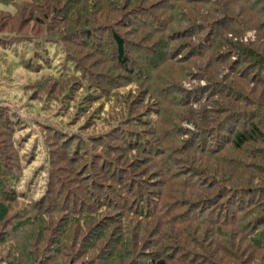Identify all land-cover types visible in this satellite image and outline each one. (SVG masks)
Segmentation results:
<instances>
[{
  "label": "trees",
  "instance_id": "trees-1",
  "mask_svg": "<svg viewBox=\"0 0 264 264\" xmlns=\"http://www.w3.org/2000/svg\"><path fill=\"white\" fill-rule=\"evenodd\" d=\"M250 1L260 13L246 8V0H96L90 15L89 0H0L2 77L5 46L16 52L18 44H28L14 64L39 73L33 87L43 92L50 84L43 105L31 99L28 116L0 104V240H17L21 231L12 230L30 219L23 236L38 246H27L26 255L7 264H116L113 255L118 264H195L180 259L183 253L190 259L201 254L200 264H264V80L253 86L250 74L258 68L264 73V63L258 64L264 62V0ZM182 3L206 12L192 6L194 23ZM34 8L42 31L24 35L20 28ZM106 12L114 14L113 23L102 18ZM135 17L152 26L151 44L127 36ZM89 23L81 35L90 41L79 42L76 29ZM251 29L258 33L254 43L244 37ZM50 44L58 53H50ZM107 47L116 62L106 57ZM156 47L162 62L153 66L149 54L159 57ZM190 48L207 61L200 71L183 59ZM251 56L262 57L258 65ZM187 79L204 83L187 88ZM97 100L112 108L103 113L101 104L95 113ZM200 104L211 107L201 111ZM201 113L212 125L200 126ZM30 125L38 130L47 173L43 191L31 199L16 190L27 155L17 146V132ZM224 150L235 156L222 163ZM132 225L133 234L121 231ZM146 232L141 244L130 241ZM110 244L114 251L105 260ZM40 251L50 253L47 263L33 262Z\"/></svg>",
  "mask_w": 264,
  "mask_h": 264
},
{
  "label": "rangeland",
  "instance_id": "rangeland-1",
  "mask_svg": "<svg viewBox=\"0 0 264 264\" xmlns=\"http://www.w3.org/2000/svg\"><path fill=\"white\" fill-rule=\"evenodd\" d=\"M115 2L119 3L118 0H114ZM136 1V0H135ZM150 0H145V4H147ZM154 1V0H152ZM247 2H245V5L246 8H249L251 9L252 11H257L258 13L261 12L260 9H257L255 8V5L252 4V2L250 0H246ZM89 4H87V9H88V14L90 15L91 14V11L90 9H97L98 8V4L96 2V0H89L88 2ZM192 6H197V10L198 11H201V12H206V8H203L201 6H199L198 4H195L193 3L192 5H188L187 3H182L180 7L188 10V13H192L194 16V23H196V21L198 20L197 19V16L194 14L196 11H194V9L191 10V7ZM199 6V7H198ZM141 6L140 5H137V8H140ZM194 8V7H192ZM162 11H164L163 9L162 10H157L155 13L156 15H161L163 14ZM31 15H30V18L29 20L27 21V25L28 26H21L20 28V33H23L24 35H28V34H31V35H35V36H38L40 35L41 33V28L39 26V20L35 19L36 17H39V16H42L41 15V12L38 10V9H33L31 12ZM264 13V12H262ZM102 18L105 19L106 22H111L113 23L114 20V14L113 13H110V12H106V13H103L102 15ZM215 17V15H214ZM133 22H135L136 24L135 25H132V26H129V27H125L126 31L128 32L127 36H129L131 39L135 40V41H139V42H142L143 40H145V44L147 43H152V42H147L146 40H149V35H150V32H151V28L152 26L150 24H146L144 22L141 21L140 18L138 17H135L134 19H132ZM124 23V22H123ZM138 24L141 25L140 27H138ZM91 23H89L87 26H81V32L79 31V28L76 29V31L79 33L77 35H81L85 32H87V30H85V28L83 27H88L90 26ZM143 26V27H142ZM249 29V28H248ZM189 30V29H188ZM191 30V29H190ZM194 32V29L191 30V32L189 33V36H187L185 38V40L190 43V41H192V36H190L192 33ZM90 35H96L94 32L91 31V34ZM248 36V39H253V42H256L257 40V36H258V33L256 34L255 33V30L251 29L248 31V33L245 34L244 37H247ZM82 37L80 36H77L76 39L79 41V42H83V43H86L88 41H90V38L87 40V38L85 39L83 35H81ZM151 38H155V34H152L151 35ZM260 40V39H259ZM258 40V43L260 42ZM96 41V40H95ZM109 43V41H108ZM108 43H107V46H108ZM257 44V43H256ZM24 46H22L21 44H18L17 46V50L18 51H14V49L11 47V45H7L4 49V55L6 56L7 55V60H5V63H4V72H3V77H2V67L0 66V104L2 105H7L9 107H12L14 110H17L19 111V113L22 115V116H28L29 112H25V108L28 107L29 105H32L31 102L32 100L31 99H35V98H38L40 99V102L42 103L43 105V100H44V97L46 95H48V92L50 90V84L47 86V89L45 91H41L39 86L36 85L33 87V81L34 79H36L39 75V73H32V72H28L25 68L19 66V65H15L14 64V57L17 56L16 53H21L22 51H28L29 49V45L28 44H23ZM133 47H135L134 45H131ZM81 48V47H79ZM137 48V47H135ZM152 51H154V47H149ZM156 48H159V47H156ZM188 50H192L193 49H188ZM49 51L50 53H53L56 52L58 53V48H56V45L55 44H50L49 46ZM107 53H106V57H108L111 61H115V59L111 56H112V53H110L109 51V48L107 47L106 49ZM109 51V52H108ZM196 51H199L198 49H196L195 51H193L192 53L190 54H187V55H184L183 56V59H186V60H193V64L191 65L190 68H193V69H196V70H199L200 71V66H205L207 65V61H202L201 59L198 60L199 58L194 54V52ZM113 52V51H112ZM157 52L159 53L158 56L159 57H155L153 56V54L150 52V56H151V59H153L151 62L153 63L152 65L158 66V64L160 62H162V60H160V58H162V54H161V51H160V48L157 50ZM200 52V51H199ZM105 54V51L103 52V55ZM135 56L138 55V54H134ZM61 56L60 54H53V57L56 58V57H59ZM164 56V55H163ZM202 56H200L201 58ZM53 58V59H54ZM252 59L256 60L254 61V63L256 64V62L261 59L262 57L258 56V58H253L251 56ZM106 59V58H105ZM221 59H223V57H221ZM258 59V60H257ZM107 60V59H106ZM18 61V58L15 59V63ZM242 59L241 60H238L235 62V64H240L242 63ZM259 62V61H258ZM164 63V62H163ZM161 63V64H163ZM261 63H264V62H259L258 64H261ZM256 64V65H258ZM228 66V65H227ZM232 69V67H229ZM222 69H225V67H221L219 68L218 70H222ZM242 69V72H243V68H236L234 67L233 70L234 71H239ZM224 70V71H225ZM194 71V70H193ZM203 71V70H202ZM217 73V70L215 71ZM245 72V71H244ZM199 75H200V72H197ZM252 75V78L254 79V81L252 82L253 83V86H256V81L258 82L259 80H264V73L261 71L260 68H258V70L254 69V72L250 73ZM180 75L183 77L184 75L182 73H180ZM201 75L203 76V72L201 73ZM189 76V74H188ZM204 80H202L201 82H203ZM200 81H197V80H185V83L184 85L187 87V88H191L193 84H198ZM200 82V83H201ZM245 86H248V83L245 85ZM131 85L128 84L127 87L125 89H130ZM49 88V90H48ZM256 88V87H255ZM261 87H257V89H260ZM40 95H41V98H40ZM195 94H191L189 96V98H192ZM37 100V99H35ZM102 104L103 106V113H105V111H109L110 108H112V104L111 102L109 101H104V102H101V101H95L91 106H93L94 108V112L97 113L98 112V109L97 107H100ZM206 104H200V110L202 111V109L204 110H207V108L209 109L211 106L210 105H207L205 106ZM215 106H217L220 110V112L222 111L221 108H222V105L221 103L219 102L218 104H216ZM23 107V108H22ZM205 107V108H204ZM207 107V108H206ZM43 108V106H42ZM190 109V108H189ZM198 109V106L197 104H195V107H193V110H196ZM218 111V110H216ZM220 112H218L217 115L220 114ZM102 113V114H103ZM32 115V113H30ZM209 115V114H208ZM33 116H37V114H34L33 113ZM193 115L190 116V118L194 119V117H192ZM206 115H204L203 113H201L200 118H197L196 120L200 121V126L201 127H209L210 125H212V123H207V120L205 121ZM226 126H228V124H224V126H222V129L226 128ZM0 129H1V125H0ZM35 127L30 125L28 127L25 126V128H22L20 129L17 134H18V142H17V146L19 148L22 149V153H27L26 155V159L24 161V169H23V173L24 174V177L22 179L21 182H19V187L18 189H16L18 192H23L24 195L28 196L29 199H31L32 197L36 198L42 191H43V187L45 185V179H46V176H47V173L45 170L41 169L44 165H45V154L43 152V149L41 147H37V142H39V134H38V130L36 128V130H34ZM4 130V129H3ZM27 133L28 136H27ZM35 134H36V137H35ZM116 135L118 136V132H112V135ZM26 136V139L22 140L21 137H25ZM7 144H9L10 140H5ZM129 142H133L132 139L128 140ZM213 145V143H212ZM33 146H35V150H33ZM33 151V156L31 158L30 156V152ZM134 151V150H133ZM223 154H220V156H218V158L220 159V162L224 163L225 161H228L229 159L231 158H234V154H232V152H227L226 150H224L222 152ZM209 166L212 167V164H209ZM5 168V165L2 161V159H0V176H3V169ZM231 170H233V168H230ZM228 170V169H227ZM236 173L239 172L238 169H236ZM137 175V174H136ZM146 176V175H144ZM138 177V176H137ZM146 178V177H145ZM150 179V177H149ZM148 179V180H149ZM161 180V179H160ZM2 182V181H1ZM0 182V183H1ZM162 187V186H161ZM159 188V187H158ZM16 194V193H15ZM18 196L21 194H17ZM25 197V196H24ZM15 198H13L12 200H14ZM238 199V198H237ZM12 202V201H11ZM29 216V215H28ZM27 216V217H28ZM26 217V218H27ZM223 217V215H222ZM24 218V219H26ZM23 219V220H24ZM30 219H27L26 221H24L23 223H20L18 226L20 227H17V228H14L12 230V232H14V235H17L16 234V231H21L19 232L20 235H17L16 236V239L17 240H13L10 238V240H6L4 242H2L0 240V259L2 258V256L5 257V254H6V249L8 248H13L14 250V253L11 254V255H8L6 256L3 261L1 260L0 261V264H7V261L12 258V256L14 258H17V259H20L22 258L25 254V249L27 246H30L29 248H32V249H36V247H38L37 245H34L33 243H30V242H27V237H24L23 236V233H24V230H25V224L29 221ZM27 224H32V220H30ZM195 225V224H194ZM113 227L110 229V230H113L114 229V225H112ZM109 227V226H108ZM110 228V227H109ZM115 228H117V226H115ZM133 228V225L132 227H130V229ZM120 231V230H118ZM121 231L123 232H136L137 230L136 229H131V230H126V229H122ZM148 232V231H147ZM146 232V234L142 235L143 239H140L138 238L137 236L133 237V239H131L130 241H132V243H137L136 241L140 240V244L141 242L145 241L146 240V237H149L147 236L148 233ZM60 235V234H59ZM58 235V238L60 237ZM129 235V234H127ZM63 236V235H62ZM61 236V237H62ZM20 237H23V238H20ZM20 238V239H19ZM60 239V238H59ZM129 240V239H127ZM125 240V242L127 241ZM61 242H62V239H61ZM100 245L98 246H104V242L105 240H101L99 241ZM203 243V242H202ZM106 244V243H105ZM11 245V246H10ZM97 245V244H95ZM128 246V245H127ZM140 247V246H139ZM56 248V247H55ZM58 249V248H57ZM53 250L54 247H53ZM191 250H193L194 252L197 253V251L195 249H193L191 247ZM199 251V249H197ZM25 251V252H24ZM114 251V244H110L108 250L103 254V259L107 260L108 257L110 255H112ZM65 250L63 251V253L61 254V256L65 257L66 254H65ZM58 253V251L56 252ZM118 253L120 254V258L123 259V254L122 252H118V250L115 249V254ZM138 256L140 254L143 253V250L140 249L138 250L137 252H135ZM151 254H155L157 253V251H150ZM174 253V251H173ZM45 254H48L50 255V253H46V251H40L39 253H36L35 255V260H33L34 263H42V260H44V263H47V260L46 258L44 257ZM198 255H196V257L194 259H190L189 255H187L186 253H183V257L182 256H179L180 259H183V260H187L189 263L190 261L192 260L195 264H200V257L197 258V256H201V254L197 253ZM2 255V256H1ZM88 253L85 255L87 256ZM115 255H113V261L116 262V264H118V258L115 259ZM137 257H134L132 258L131 260H134L136 259ZM153 258V256H152ZM151 258V259H152ZM24 264H25V261L24 260H21ZM156 261H157V258H156ZM209 262L208 259H204L202 261L203 262ZM20 262V261H19ZM147 262L146 261H143L142 264H146ZM176 263V262H175ZM174 263V264H175ZM149 264V263H147Z\"/></svg>",
  "mask_w": 264,
  "mask_h": 264
}]
</instances>
